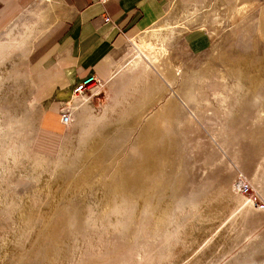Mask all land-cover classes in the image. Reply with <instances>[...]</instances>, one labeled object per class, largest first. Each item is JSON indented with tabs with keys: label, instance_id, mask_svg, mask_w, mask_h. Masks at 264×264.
Wrapping results in <instances>:
<instances>
[{
	"label": "rangeland",
	"instance_id": "374dc122",
	"mask_svg": "<svg viewBox=\"0 0 264 264\" xmlns=\"http://www.w3.org/2000/svg\"><path fill=\"white\" fill-rule=\"evenodd\" d=\"M252 1H172L115 84L71 102L52 153L32 142L29 56L42 33L28 54L10 48L20 32L0 40V264H264V38ZM50 2L53 23L64 8ZM146 32L167 54L125 111ZM240 177L251 192L233 188Z\"/></svg>",
	"mask_w": 264,
	"mask_h": 264
},
{
	"label": "crops",
	"instance_id": "0c3cea01",
	"mask_svg": "<svg viewBox=\"0 0 264 264\" xmlns=\"http://www.w3.org/2000/svg\"><path fill=\"white\" fill-rule=\"evenodd\" d=\"M29 1L0 0V31L15 19L0 40L6 41L8 32L18 31L21 38L18 43L11 42L10 48L23 46L28 54L33 41L42 33L29 56L33 96L40 110L36 138L32 142L39 151L52 153L57 147L60 149L65 129L75 119L74 109L73 121L66 126L61 109L74 101L76 84L87 75L96 74L106 80L108 86H113L133 40L155 25L174 0H61L64 14L53 23L46 19V7L51 0L36 1L28 9L26 19L25 14L20 15ZM176 1L186 4L204 0ZM248 6L254 10V19L264 38V0H253ZM184 22L187 19L181 20ZM31 23H36L35 30L25 43L21 42L22 34L26 36L31 32L25 28ZM189 39L193 47L200 48L208 38L203 30L196 29Z\"/></svg>",
	"mask_w": 264,
	"mask_h": 264
},
{
	"label": "bare ground",
	"instance_id": "6f19581e",
	"mask_svg": "<svg viewBox=\"0 0 264 264\" xmlns=\"http://www.w3.org/2000/svg\"><path fill=\"white\" fill-rule=\"evenodd\" d=\"M31 26H32V23L27 24V27H25V28L30 30ZM144 36H146V37H144ZM144 36H142L140 38V40H141L140 42H137L139 47H140V50H139L140 51V53H139L140 54L139 55V57H140V68L138 69V71L131 74V75H133L132 82L129 83L130 85H126V87L122 91V96L119 97L118 108L125 110V111L127 110L128 106L133 103L134 99L136 98L135 95L140 96L142 94L141 92L144 91L143 89L146 86L149 87V84L151 85V83H148L150 77L152 76L151 69L149 68V64H153L155 66L159 65V63L161 62L163 57L167 54V48L164 46H159L155 42L151 41L148 38L147 32L145 33ZM24 37L25 36H23V34H22L21 42H23ZM131 75H129V76H131ZM145 84H146V86H145ZM106 109H108L107 112H109V111L112 112L117 108L114 109V108L106 107Z\"/></svg>",
	"mask_w": 264,
	"mask_h": 264
},
{
	"label": "built area",
	"instance_id": "2783aa9c",
	"mask_svg": "<svg viewBox=\"0 0 264 264\" xmlns=\"http://www.w3.org/2000/svg\"><path fill=\"white\" fill-rule=\"evenodd\" d=\"M102 2H106L108 0H99ZM106 80L102 79L96 74L87 75L85 78L82 79L76 86L73 88V97L79 96H91L99 93L103 88H105ZM73 110L74 108L69 104L66 103L62 106V121L68 125L73 121ZM233 188L240 193H249L252 190V184L250 180L246 177H240L235 180L233 184Z\"/></svg>",
	"mask_w": 264,
	"mask_h": 264
}]
</instances>
